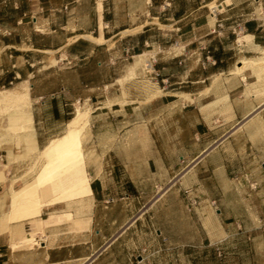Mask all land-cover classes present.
I'll return each instance as SVG.
<instances>
[{
	"label": "crops",
	"instance_id": "0c3cea01",
	"mask_svg": "<svg viewBox=\"0 0 264 264\" xmlns=\"http://www.w3.org/2000/svg\"><path fill=\"white\" fill-rule=\"evenodd\" d=\"M257 1L0 0V129L16 131H0V264L194 262L196 234L220 245L239 226L227 195L264 189V71H237L264 47ZM75 105L88 193L5 220Z\"/></svg>",
	"mask_w": 264,
	"mask_h": 264
},
{
	"label": "rangeland",
	"instance_id": "374dc122",
	"mask_svg": "<svg viewBox=\"0 0 264 264\" xmlns=\"http://www.w3.org/2000/svg\"><path fill=\"white\" fill-rule=\"evenodd\" d=\"M255 8H258L259 16L258 18H262V21L264 23V15L262 11V2H256L254 4ZM261 48L259 50H256L252 53H249L250 57H252L250 60H261L262 59V50ZM260 51V56H259ZM259 56V57H258ZM258 57V58H257ZM250 60H244V61H250ZM144 69L142 65V70ZM258 71L260 70V67L253 68ZM145 70V69H144ZM134 74V69L131 70L130 77L134 78L132 76ZM137 88V86H134ZM75 107H79L81 110H86L88 112V124H87V132L90 128V108L87 106H78L75 105ZM10 110H13V107L9 108ZM73 115V111L71 116ZM70 116V117H71ZM8 126L12 121H7ZM0 131L4 132V134L8 132H16L15 129L5 127L4 124L1 125ZM63 133V132H62ZM84 140V139H83ZM83 142V141H82ZM81 142V143H82ZM38 155L39 152L36 154V160L32 164H28L24 171L27 170V173L30 175V177L33 175L34 172H36L38 169L40 170L42 166V162L38 161ZM39 162V163H38ZM38 170V171H39ZM37 171V172H38ZM36 172V173H37ZM35 173V174H36ZM69 173L65 172L62 173L60 176L56 178H51L48 182H46L42 188L44 187H51L50 192H48L47 197L45 198V202L48 203H56L65 201L68 199H75L77 196H82V194H79L77 190L71 189L67 184V178ZM59 179L62 180L63 183L59 182ZM49 195V196H48ZM85 195V194H84ZM234 193H230L227 195V203H232L230 207L226 208L228 212H232V214L235 215L236 221L239 223V226L234 223L233 221L230 222V218H228V224H227V238L219 243L211 244L210 246L206 245V243H202L198 236L199 234H196V238L194 240V247H192L194 252V262L185 257L180 256L179 257V264H264V189L261 191H246L239 194L241 198H244V200H241V202H238V207L234 206L235 202L233 201ZM76 196V197H75ZM50 197V199L47 200V198ZM50 200V201H49ZM178 229V232L176 234L178 235L177 243L181 245L185 242V229L186 224H179L176 226ZM196 229H198V225L196 224ZM181 231V232H180ZM216 246V250H214V247ZM180 247V246H179ZM210 250V254L207 257H203L202 253H206ZM180 251V248L178 249ZM203 250L205 252H203ZM224 251L226 252L224 256L219 257L215 253L212 252H220Z\"/></svg>",
	"mask_w": 264,
	"mask_h": 264
},
{
	"label": "bare ground",
	"instance_id": "6f19581e",
	"mask_svg": "<svg viewBox=\"0 0 264 264\" xmlns=\"http://www.w3.org/2000/svg\"><path fill=\"white\" fill-rule=\"evenodd\" d=\"M262 55L261 60L241 62L237 71H241L246 67L252 69L260 67V70L263 72L264 50L262 51ZM146 62L147 61L143 59V56H139L138 60L134 62L132 69L140 64H142L143 67L148 66L145 64ZM145 68L150 69V67ZM15 112L11 111L8 118L13 121L16 119L18 122V129L24 130L25 124L27 121L29 122V120L28 118L25 119L18 115L16 116ZM87 118L88 112L77 108L74 117L68 122L67 130L59 137L51 140L50 143L39 152L38 161L42 162V166L40 170L38 169L39 171L30 182L25 183L20 189L12 192L10 199L11 207L9 213L5 216V220L17 221L33 219L37 216L40 208L48 203L44 200L47 197L48 192L51 191V187L42 188L43 185L51 178L54 179L65 172L69 173L67 184L71 189L73 188L77 190V192L82 195L88 193V181L82 170L83 156L81 148V142L85 138L88 130ZM59 182L63 183L61 179H59ZM32 240V235H30L28 237V242Z\"/></svg>",
	"mask_w": 264,
	"mask_h": 264
},
{
	"label": "built area",
	"instance_id": "2783aa9c",
	"mask_svg": "<svg viewBox=\"0 0 264 264\" xmlns=\"http://www.w3.org/2000/svg\"><path fill=\"white\" fill-rule=\"evenodd\" d=\"M145 64L148 65V66H144V69H145V70H149V69H147V68H145V67H150V63H149V62H146ZM188 191H189V190L186 189V190H184V193L187 194ZM188 202H189L190 205H194V204L196 203V198H195V197H192V198L189 199Z\"/></svg>",
	"mask_w": 264,
	"mask_h": 264
}]
</instances>
